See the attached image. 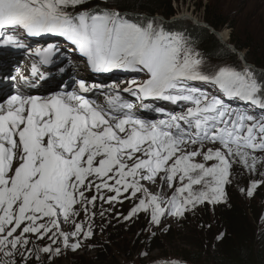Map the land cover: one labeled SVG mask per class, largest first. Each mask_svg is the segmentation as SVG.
I'll return each instance as SVG.
<instances>
[{
    "label": "snow or ice",
    "instance_id": "6c2138e0",
    "mask_svg": "<svg viewBox=\"0 0 264 264\" xmlns=\"http://www.w3.org/2000/svg\"><path fill=\"white\" fill-rule=\"evenodd\" d=\"M82 3L0 0V46L27 47L22 34L63 37L94 72L122 69L146 78L110 91L81 80L74 90L45 97L17 92L0 102V264L76 250L94 234L97 200H131L135 206L125 219L145 213L153 226L166 215L182 218L198 204L226 202L232 166L256 171L257 153L264 154V84L250 71L220 66L206 72L182 36L118 11H68ZM32 54L48 65L56 50ZM38 71L34 64L32 74ZM196 82L217 86L223 97L260 115L233 109ZM94 91L103 92L104 104L88 97ZM140 109L160 118L146 119ZM158 179L157 193L151 186ZM33 239L45 243L30 247Z\"/></svg>",
    "mask_w": 264,
    "mask_h": 264
},
{
    "label": "trees",
    "instance_id": "16d2710c",
    "mask_svg": "<svg viewBox=\"0 0 264 264\" xmlns=\"http://www.w3.org/2000/svg\"><path fill=\"white\" fill-rule=\"evenodd\" d=\"M178 1L83 0L81 5L69 8L68 11H84L95 6L98 8L92 13L105 9L137 14L122 16L139 24L152 23L165 33L180 35L187 45L195 48L205 59L213 61L220 57L228 58L236 70L250 71L257 82L264 84V29L257 32L251 30L249 23L240 28L237 18H232L219 1L211 0L205 5H199L203 10V21L210 27L218 32L225 28L232 31L228 43L238 52H243L246 62L253 65L256 71L245 68L241 66L237 55L223 46L206 27L181 19L167 22L176 15L174 3ZM157 15L165 21L156 18ZM217 68L205 71L212 72ZM225 192L226 202L198 204L196 209L185 212L182 218L170 215L173 218L171 224H177V228L173 226L174 229L162 223L153 226L145 213L126 220L125 216L130 212L127 207L121 209L96 205L92 237L82 238L81 246L76 250L62 247L57 256L49 258L41 254L39 261L31 258L32 264H62L65 260L60 256L67 261L71 255L88 251L94 244H102L100 238H104L111 248L106 250L103 243L101 247L105 250H96L91 264H117V259L129 255L130 250H144L146 247H149L151 253L160 252L161 259L155 264H264V207L254 206L255 200L262 201L263 189L259 186L253 188L252 182L236 183L231 176L230 182L225 185ZM249 192L252 194L249 195ZM245 196L249 200L243 202ZM158 236L160 241L155 242L154 237ZM73 242L70 241V244ZM44 243L37 241L35 245L42 246ZM121 248L119 256L114 254ZM135 255L132 252V257ZM145 260L140 264H148ZM71 262L76 264V260Z\"/></svg>",
    "mask_w": 264,
    "mask_h": 264
},
{
    "label": "rangeland",
    "instance_id": "374dc122",
    "mask_svg": "<svg viewBox=\"0 0 264 264\" xmlns=\"http://www.w3.org/2000/svg\"><path fill=\"white\" fill-rule=\"evenodd\" d=\"M218 1L220 2L221 7H223L225 9V11L228 14H230V16L232 18H237L240 28L243 25H245L246 23H249V27L251 30H254L257 32L260 29H264V0H216V2H218ZM208 2H211V0H179L178 2L174 3V7L176 8V15L173 18L183 15L184 12H188L187 14L193 15V17H196L199 19V21L203 22L204 14H203V10L200 9L199 5L201 3H202V5H205ZM94 7L87 9V11L84 10V12L90 13L92 10H95ZM70 13H72V12H70ZM126 13L127 12H123L122 15H128ZM129 14L137 15L134 13H129ZM143 16H145V15H143ZM157 16H159V15H157ZM161 20L164 21L165 19L163 18ZM181 20H188V19H181ZM169 21H167V22H169ZM188 21H190V20H188ZM239 27H237L238 31H239ZM222 31H227L229 34V38H230L231 33H232V31L230 29L225 28ZM20 38L22 40L27 38V39L31 40L34 44L41 45L40 42L37 41L38 37H28V36L22 34ZM58 38H59L58 36H52V35L45 34L42 39L47 41V42H50V43L54 42V43H57L60 45H69L70 44L63 37H61L59 40H58ZM229 38H228V40H229ZM70 46H71V44H70ZM187 46L189 48L193 49L194 52H196L195 48H193L190 45H187ZM223 46H225V45H223ZM66 48H67V46H65V49ZM62 49L64 50V47H62ZM69 52L72 53V56L67 57V59L72 58V60H74V61H76V60L80 61V59L83 58V59L87 60L86 57H84V56L80 57L77 53H74L72 50L71 51L69 50ZM240 53L244 54L243 52H240ZM236 55L238 57V60L241 63V66L245 67V65L242 62V59L239 57L238 54H236ZM244 56H245V54H244ZM199 58L202 59V62H203L202 67L204 70H209V68L214 69L215 67L217 68L220 66H233L234 68L236 67L232 63V61L228 58L220 57L217 60L214 59L212 61V60L205 59L200 54H199ZM245 61H246V59H245ZM215 62H217V63L214 64ZM66 64L70 67V63H66ZM21 66H26V69L29 72L32 71V65L29 62H26V61L23 62L21 64ZM245 68H247V67H245ZM253 70H255V69H253ZM145 78H146L145 74H126V75L120 76L119 78H110L106 81V84H108L107 90H111L113 85H115L119 89H123V88L127 87L126 82H129L132 79L143 80ZM94 80L98 81L97 79H94ZM110 82H114V83L109 84ZM209 85H211V84H209ZM43 89H44V87L43 88L41 87L40 90H43ZM208 89H209L208 92L210 94L222 95L219 91H217L213 88H208ZM102 97H103V92L100 91L99 93H97V97H96L95 101L96 102L102 101V99H101ZM232 100H233V102L230 100L229 103L233 107V109H236V110L241 111V112L247 110L250 112H255L257 115H260V110L258 108H251L248 105H246L244 102L240 101L239 99H232ZM156 103L158 105L162 104V106L169 111L175 110V108H176V106H172V105L167 104V103H163V102H156ZM148 114H150L152 116V119H156V118L159 119L158 118L159 114H157L155 112L149 111ZM139 115H141V114H139ZM156 115H157V117H154ZM147 119H150V118H147ZM208 146H211V145H208ZM257 155L260 157V159L257 161L256 171H249L247 168L243 167L241 164H234L232 166V169H231V176H232V180L236 181V183H240V182L245 183L246 182V183L251 184V182H252V184H253V181L258 182L257 186H259L261 190L263 189L262 193L264 196V183H259L260 181H264V164L261 163V161H264V154L257 153ZM197 161L203 162L200 157H197ZM208 163L211 164L212 162H208ZM196 187L199 188V186H196ZM151 189L153 192H157V193L160 191L161 183H160L159 179L157 180L156 184L151 186ZM240 189H244V188L240 187ZM164 191L170 193V190L167 187H164ZM247 200H249V199H247V197L245 196L243 198V202H246ZM254 203H255L254 204L255 207H264V197H263L261 202H259L258 200H255ZM97 205H102L105 207H119L121 209L124 207L131 209L132 207L135 206L131 200L124 201L122 204L114 203L112 205H109L106 203L101 204V201L97 200ZM196 208L197 207H195L194 209H196ZM244 208H248V207H244ZM172 219L173 218H171L170 215H166L162 219L161 223L165 226H170V227L176 226V228H177V224H174V225L171 224ZM173 229H174V227H173ZM100 239H101V242L104 243L106 250H108V248H111V245L107 241H105L104 238H100ZM154 241L159 242L160 237L159 236L157 238L154 237ZM36 242L37 241L35 239H33L30 246L35 245ZM103 243L102 244H100V243L94 244L91 247H89L90 249L88 251L78 252L74 255H71L67 261L63 256H60L63 260H65L62 262V264H72V262H71L72 260L74 262L76 260V264H91V259L94 258V254H95L96 250L101 249L102 248L101 246H103ZM148 248L149 247H146V249H144V250L139 249V248H137V250H130L131 252H129V255L121 256V258L117 259V264H140L141 262H144V258L146 259L145 260L146 263L155 264L156 262H158V260L161 259L160 252L151 253V252H149ZM102 249L105 250L104 248H102ZM122 249L123 248L118 249L116 252H114V254L119 256ZM111 252H113V249L111 250ZM132 252H134L136 254L134 257H132ZM63 255H65V254H63ZM28 264H32L31 258L29 259Z\"/></svg>",
    "mask_w": 264,
    "mask_h": 264
},
{
    "label": "bare ground",
    "instance_id": "6f19581e",
    "mask_svg": "<svg viewBox=\"0 0 264 264\" xmlns=\"http://www.w3.org/2000/svg\"><path fill=\"white\" fill-rule=\"evenodd\" d=\"M188 12H184L183 15L181 16H185V17H188V18H191L193 20H196V21H199L198 18L196 17H193V15L191 14H187ZM179 17V16H178ZM201 22V21H199ZM220 36H221V39L224 41V42H228V38H229V34L227 31H220ZM64 47V46H63ZM56 50V49H55ZM64 50H65V47H64ZM57 51V50H56ZM77 51V50H75ZM65 56H72V53L67 51L65 53ZM66 63H70V67L69 69L72 70L74 72L75 75H83L85 76L86 78H92V76L88 73V71L86 69H91V66L90 64H88V66H85V65H79V63L75 62L74 60H72V58H68L66 61H65V64ZM93 71V70H92ZM36 77H34L33 75H31L29 73V71L26 69V66H21L20 67V72L18 73V86L21 87V88H24V84L22 83V79L26 80V79H30V80H34ZM118 84V83H117ZM122 85V84H121ZM44 86H47V83L46 85ZM40 90V89H39ZM61 90V89H58V91ZM57 92V91H56ZM124 94V93H123ZM124 96L126 98L129 99V101H133L135 103H139L138 101H135V98L131 97L129 94H124ZM100 104H104L102 101H99ZM149 111H145L144 109H140L139 110V113L138 114H143V115H148Z\"/></svg>",
    "mask_w": 264,
    "mask_h": 264
},
{
    "label": "water",
    "instance_id": "95a60500",
    "mask_svg": "<svg viewBox=\"0 0 264 264\" xmlns=\"http://www.w3.org/2000/svg\"><path fill=\"white\" fill-rule=\"evenodd\" d=\"M180 19H188V20L192 21V23H194L195 25L204 26V27H206L207 29H209V31L217 37V39L220 41L221 44L225 45V46H226L228 49H230L233 53L239 55V57L242 59L243 64L245 65V67H247V68H251V69H255V70H256V68H255L253 65H251V64H249V63H247V62L245 61V56H244V54L238 52V51H237L232 45H230L228 42H227V43L224 42V41L221 39L220 32H218V31H216L215 29H213L212 27H210L207 23H205L204 21H203V22H199V21L193 20V19L188 18V17H185V16L175 17V18L171 19L169 22H174V21H177V20H180Z\"/></svg>",
    "mask_w": 264,
    "mask_h": 264
},
{
    "label": "clouds",
    "instance_id": "9594fccd",
    "mask_svg": "<svg viewBox=\"0 0 264 264\" xmlns=\"http://www.w3.org/2000/svg\"><path fill=\"white\" fill-rule=\"evenodd\" d=\"M98 7H94V9H97ZM99 10H103V11H105V9H99ZM85 11H87V10H85ZM93 11H95V10H92L90 13H92ZM107 11H116V10H107ZM82 12H84V11H82ZM79 13H81V11H78V12H72V14H79ZM120 13V12H119ZM121 15H122V13H120ZM126 14H128L129 16H133V14H129V13H126ZM156 18H160V19H163V17L161 18V16H156ZM172 19V18H171ZM165 21V20H164ZM192 22V21H191ZM44 37V35H41V36H39L38 38H37V41L38 42H40V44L41 45H60V44H57V43H54V42H52V43H50V42H47V41H45V40H43L42 38ZM61 37H59L58 38V40L60 39ZM26 45H36V44H34L31 40H29V39H27V38H25V39H23L22 40ZM70 45V44H69Z\"/></svg>",
    "mask_w": 264,
    "mask_h": 264
}]
</instances>
